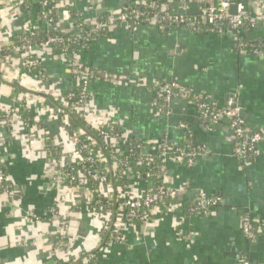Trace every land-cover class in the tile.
Instances as JSON below:
<instances>
[{"label":"crops","instance_id":"obj_1","mask_svg":"<svg viewBox=\"0 0 264 264\" xmlns=\"http://www.w3.org/2000/svg\"><path fill=\"white\" fill-rule=\"evenodd\" d=\"M152 1L160 4V16H197L205 0H0L2 49L29 25L90 38L68 53L32 43L30 56L41 69L18 57L10 63L0 58V74L7 77L0 81V169L13 188L9 194L0 189V264H264V230L249 239L241 221L247 213L264 224V143L256 153L239 156L227 121L207 130L187 96L165 101L155 88L175 83L221 106L234 103L245 128L264 131V18L237 36L166 21L161 26L155 18L133 23L119 17L132 5ZM249 6L264 17V0ZM42 7H51L49 21L39 16ZM107 17V30L93 35L91 28ZM239 42L256 51L239 49ZM70 61L88 73L78 76ZM82 77H88L87 118L72 110L68 96ZM13 107L30 116L22 112L7 125L3 118ZM75 117L89 127H108L115 149L127 158L134 152L138 158L154 156L163 140L181 147L187 137L182 123L191 142L206 150L191 166L168 161L171 196L149 221H122L120 242L107 240L103 232L109 227L93 209L86 175L80 173L76 181L62 175L69 162L77 161V129L70 125ZM87 126L79 128L90 136ZM121 180L135 193L148 183L141 175L128 179L126 172ZM123 183L109 178L96 187L103 199L120 197ZM199 190L219 198L207 215L186 209ZM111 216L114 220L113 210Z\"/></svg>","mask_w":264,"mask_h":264},{"label":"built area","instance_id":"obj_2","mask_svg":"<svg viewBox=\"0 0 264 264\" xmlns=\"http://www.w3.org/2000/svg\"><path fill=\"white\" fill-rule=\"evenodd\" d=\"M256 0H236V11L235 13L230 12V0H205L204 5L199 11L197 16L193 15H183V14H167L160 16L161 9L158 1H152L142 4V9L136 7H128L122 10L119 17L123 21H132L137 23V21H150L152 18L157 19L158 23L163 25V23L169 22L175 25H183L187 28H191L195 31L210 32L215 34H235L239 35L241 31H249L253 29L257 21L264 17H258L249 7L251 3ZM52 9L51 7H42L39 16L49 21L51 19ZM110 24V18L107 17L102 21L97 22L90 30L93 35H98L107 30ZM135 29V25L132 26ZM40 29L36 26H26L21 34L20 43L16 45H11L10 48L7 46L2 49L0 47V58L5 63H10L14 57L21 58L24 65L29 67H37L39 62L36 59H32L29 50L32 46L31 36L40 33ZM28 35V36H27ZM87 41L90 39L89 36L82 35L77 32L72 36L63 37L62 35L50 36L47 39L39 43L42 47H48L51 49L58 48L63 51V53L70 52L68 50L69 45L75 46L81 40ZM70 42V43H68ZM245 42H239L238 46L243 47ZM247 44V43H246ZM84 45H81L83 47ZM256 51V50H254ZM71 68L75 73L82 76L83 72H87L84 68H80L74 61H70ZM2 77L6 78L4 71L1 73ZM88 77H82L81 86L78 88L76 93H69V99H72L73 104L71 106L72 110L81 113L83 118H87L89 115L84 109L85 98L87 96L86 82ZM155 88L157 93L162 95L165 101H169L173 97H188L193 98L191 101L197 111V115L200 120L205 124L207 130H211L212 127L218 122L225 120L228 123L229 128L233 132L236 139V152L239 156L246 157L247 154L256 153L261 145L264 143V131H251L243 125V119L240 116V110L238 107L232 106L231 102L227 105L221 106L213 100L205 101L203 95H194L191 92H185L179 88L175 83H158ZM21 108L13 107L10 112L4 115V121L7 125L13 123V121L21 118ZM96 122V121H95ZM181 128L187 131L186 143L183 146H173L168 142L164 141L161 143L160 148L156 154L160 157V165L158 171L153 173L146 172V177L156 176L160 179V185L156 188L147 187L143 192L135 193L132 190L131 184L127 181L122 184L121 188L123 193L120 197H115L116 209L114 214V220L112 215V208L110 207L113 203L111 196H106L100 206L94 211H99L100 215L105 217V229L108 228L110 223L109 216L112 217V228L110 233L112 238L116 241H121L123 235L120 234L121 222H135V221H149L152 216L157 211L158 207L164 203L165 199L171 196V189L167 185V170L168 161H172L175 164L191 166L194 162L195 157L204 152L206 149L204 145L194 146L191 142L188 127L185 123H182ZM90 127L94 128L104 143V145L109 149L110 156L112 157V162L108 168L98 167L97 163H102L105 161L103 156L104 148L98 147L97 140L91 136H82L83 130L78 129L74 135V141L76 142L77 149L75 156L77 161L69 162L68 172H62L64 177H67L71 181H76L80 173L85 174L87 177L96 184H103L108 181V173L112 175L118 174L121 178L122 173L126 172L129 178H139L140 173L135 172L132 167L129 166L127 161V156L119 154L115 149V145L111 142V133L108 129L104 127L103 124L94 123ZM139 149L140 145L136 146ZM264 153V150H263ZM127 158V159H126ZM138 160H143L149 162L152 160V156L140 157ZM79 164V165H78ZM78 165V166H77ZM97 186V192H98ZM0 189H3L8 194L13 192L12 185L10 184L9 178L5 172L0 169ZM99 194V192H98ZM121 198L120 203L117 200ZM219 203V198L214 195H208L204 191H198V197L196 200L186 207L189 213H197L201 215H207L210 208L216 206ZM242 221V232L249 238L254 239L257 237L258 233L264 230V224L259 220L255 219L247 213L241 215ZM240 264H252L248 261H243Z\"/></svg>","mask_w":264,"mask_h":264},{"label":"trees","instance_id":"obj_3","mask_svg":"<svg viewBox=\"0 0 264 264\" xmlns=\"http://www.w3.org/2000/svg\"><path fill=\"white\" fill-rule=\"evenodd\" d=\"M132 7H136L138 9L139 8L140 9L143 8L141 5H132ZM244 31H246V30H244ZM198 32H202V31H198ZM54 35L57 36V35H60V34H58L57 32H55L53 30H50V31L41 30L40 33H38L36 35H32L30 37L31 38V43H33V44L34 43H40L43 40L47 39L48 37L54 36ZM63 37H66V36H63ZM20 38H21V35L14 40L12 45L19 44L20 43ZM68 43H70V42H68ZM244 44L245 45L243 47H238V48L239 49H245V50L251 49L250 52H254L255 48L252 45L250 46L248 43L246 44V42ZM10 47L11 46H7V48H10ZM71 48L72 47L69 45L68 50L70 51ZM53 50H55L56 52H59V53H63V51L61 49H58V48H54ZM30 68L34 69L35 67H33V68L30 67ZM36 69H41V67L38 65L36 67ZM75 93H76V91H75ZM193 94L194 95L201 94V95H203L205 101L209 100V98L206 95L202 94V93L194 92ZM188 99L192 100L193 98L190 97ZM22 112L23 111H20V113H22ZM22 115L24 117L30 116L29 113L27 115V113H25V112H23ZM75 118H76V121L75 122H71V124H70L72 129L74 128V129L78 130L80 128H83V127L87 126L80 118H78V117H75ZM105 128L108 129V127H105ZM87 129H89L88 130L89 131V135L97 140V145H98L99 148L100 147H102V148L106 147L104 145V143L101 141V139H100V137L98 135V132L94 128L87 126ZM82 136L84 137V136H86V134H83ZM129 141H130L132 147H134L135 141H133L132 139L129 140ZM193 145L196 146L198 144H193ZM103 156L105 157V161H102V163H97L96 166L108 168V166H110V164L112 162V157L110 156L109 152L107 150H105V149L103 151ZM159 163H160V157L158 156V154H155L154 156H152V160L149 161V162H146V161H143V160L142 161L138 160V157H137L135 152L131 155V157L128 158L129 166L132 167V169L135 172L140 173L141 177H142V179L144 181L148 182L146 188L149 187V186L153 187V188H156L158 185H160V179H158L156 176L151 175V176L146 177V175H145L146 172L153 173L155 171H158L159 165H160ZM109 178H112L116 185H119V184H121V182L123 183V181H124V180H121V178L119 177L118 174L112 175L111 173H108V180H109ZM87 180H88V182H89V184H90V186L92 187V190H93V198H92L93 208H97L98 206L101 205V203L103 202L104 199H103V197L100 194H98L97 189H96L97 188L96 184L90 179V177H87ZM121 201H122L121 198H119L117 200L118 203H120ZM188 206H189V204L186 205V207H188ZM108 227H109V230H106V232H103V237L106 238L107 240H109L111 238V236H112V234L109 232L110 229L112 228V223L111 222L109 223Z\"/></svg>","mask_w":264,"mask_h":264},{"label":"water","instance_id":"obj_4","mask_svg":"<svg viewBox=\"0 0 264 264\" xmlns=\"http://www.w3.org/2000/svg\"><path fill=\"white\" fill-rule=\"evenodd\" d=\"M231 1V5H230V12L231 13H235V11H236V0H230ZM0 81H4V82H6L5 80H4V78L2 77V75L0 74ZM8 84H10V85H12V86H15V87H21V86H19V84L18 83H15V82H13V83H11V82H8ZM26 90V89H25ZM28 92H30V93H35V91H32V90H27ZM232 106H236V104H234V103H232ZM84 131L85 132H87V130H85L84 129ZM112 201H113V208H112V210H113V215L115 214V209H116V202H115V196H113L112 197Z\"/></svg>","mask_w":264,"mask_h":264}]
</instances>
